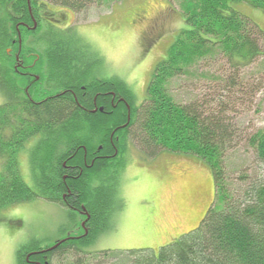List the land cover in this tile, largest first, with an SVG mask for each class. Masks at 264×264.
I'll return each instance as SVG.
<instances>
[{
	"label": "trees",
	"instance_id": "1",
	"mask_svg": "<svg viewBox=\"0 0 264 264\" xmlns=\"http://www.w3.org/2000/svg\"><path fill=\"white\" fill-rule=\"evenodd\" d=\"M29 1L36 17L35 6L59 4L80 13L93 2L117 0ZM238 3L264 12V0H184L185 27L154 66L138 104L131 87L116 75L92 82L93 66L102 69V58L75 29L45 20L41 35L31 39L34 30L20 24L31 25L27 0H0V92L5 97L0 104V209L43 198L68 207L71 222L77 214L85 220L84 228L80 221L76 228L79 237L51 250L37 243L20 245L16 264H52L54 254L64 251L74 255L72 264H264V170L245 188L244 197L228 188L222 164L231 136L228 125L220 113L176 102L168 90L172 79L194 78L198 64L217 55L235 68L264 57V31L237 10ZM42 21L37 19L35 30ZM16 25L26 54L38 41L44 44L42 55H27L23 61L31 68H21L37 80L18 74L19 83L6 68V62L15 63L7 49L17 51ZM235 85L231 80L229 86ZM29 140L34 141L25 149ZM130 140L148 156L169 150L204 160L212 171L214 199L197 226L157 250L90 251L94 239L112 227ZM249 144L264 165V128ZM24 149L35 174L33 185L19 169L18 154Z\"/></svg>",
	"mask_w": 264,
	"mask_h": 264
},
{
	"label": "rangeland",
	"instance_id": "2",
	"mask_svg": "<svg viewBox=\"0 0 264 264\" xmlns=\"http://www.w3.org/2000/svg\"><path fill=\"white\" fill-rule=\"evenodd\" d=\"M182 4L184 0L93 2L80 13L48 4V13L63 24L69 23L68 29H78L82 33L79 35L102 55L103 74L116 75L127 82L139 104L144 101L154 66L165 58L170 43L185 27ZM235 5L264 31V12L260 8ZM45 20L32 29L29 38L41 35ZM43 48L38 41L34 51L42 55ZM14 64L6 62V68L21 83ZM198 68L200 72L194 78L172 79L168 90L176 102H191L203 113L221 114L231 132L222 155L226 185L244 197L245 188L264 170L249 144V138L264 128V57L259 56L248 67L235 68L217 55L201 61ZM44 69L42 62L41 71ZM231 80L237 85L230 87ZM4 100L0 92V104ZM218 103L225 107L218 108ZM128 148L112 227L94 239L88 247L90 251L157 250L197 226L214 199L212 171L198 156L169 150L148 156L131 140ZM25 149L18 154L19 169L24 180L33 185L35 174ZM79 218L77 214L76 222ZM76 228L77 224L73 226L69 219V210L61 204L42 198L9 204L0 209V264H16V251L22 244L50 247ZM73 259L72 252H58L52 264H72Z\"/></svg>",
	"mask_w": 264,
	"mask_h": 264
},
{
	"label": "flooded vegetation",
	"instance_id": "3",
	"mask_svg": "<svg viewBox=\"0 0 264 264\" xmlns=\"http://www.w3.org/2000/svg\"><path fill=\"white\" fill-rule=\"evenodd\" d=\"M29 3H30V1H29ZM49 5H52V6H53V5L62 6V5H59V4H49ZM35 7H36V14H37L36 17H35L34 14H33V10H32L31 5H30V7H29V5H28V1H27V10H28V14H29V17H30V20H31V25H27V24H25L24 22H20V24H21L22 27L28 29L29 31H33V30H30L29 28L32 27L34 21H35L36 24H37V19H38L39 17H41V18L46 19L49 23H51V25H53V26H55V27H58V28H61V29H65V30L69 28V23H67V24H63L62 21H59V20L56 19L55 17H54V18H53V17H50L51 15L48 13V6H47L46 9H43V8H41L40 6H35ZM65 7H67V8H69V9L72 10V8H70V7H68V6H65ZM140 12H141V11H140ZM140 12H139V13H140ZM139 13H138V14H139ZM16 29H17V43H18L17 51H16V53L13 54V53L11 52V49L8 48V49H7V52H8V54L14 55V60H15V64H14V66H15V68L17 69V70L15 69V70L18 72V74H19L22 78H26V77L31 78V77L33 76V78L35 77V79L37 80L38 78H37V75H36V74H33L32 72H30L29 70H26V69L21 70V68H26V67H28V66H30L29 68H31V65H32V64H30V65H24V64H23V61L25 60V58L27 57V55L31 56V55H33V54L35 55L36 53L33 51V52H30L29 54H26L27 50L22 51L23 48H22L21 45H20V44H21V43H20L21 38L19 37V34H18V31L20 32V30H19V25H16ZM34 30H35V29H34ZM77 31L79 32L78 29H77ZM79 33H80V32H79ZM20 35H21V34H20ZM19 45H20L21 48H19ZM28 50H30V49H28ZM21 52H22V54H21ZM36 55H37V54H36ZM18 69H19V71H18ZM103 73H106V72L104 71V69H100V67H98L97 64L94 65V66H93V69H92V74H91V75L94 76L93 79H92V82L96 83V82L100 81L101 78H103L104 76H109V75H110V74L104 75ZM100 110H101V109H100ZM112 135H113V134H112ZM63 196H64V197L66 196L65 193L63 194ZM67 208H68V207H67ZM74 209L77 210V208H74ZM80 215H81V214H80ZM80 223H81V221H80ZM74 236H77V235H74ZM77 237H79V236H77ZM77 237H75V238H77Z\"/></svg>",
	"mask_w": 264,
	"mask_h": 264
},
{
	"label": "water",
	"instance_id": "4",
	"mask_svg": "<svg viewBox=\"0 0 264 264\" xmlns=\"http://www.w3.org/2000/svg\"><path fill=\"white\" fill-rule=\"evenodd\" d=\"M35 26V25H34ZM82 225H84V222H82ZM65 239L61 240V241H58L56 244H54L53 246H51L48 250H51L53 248H55L56 246H58L62 241H64ZM45 251V250H43ZM39 264V263H38Z\"/></svg>",
	"mask_w": 264,
	"mask_h": 264
},
{
	"label": "bare ground",
	"instance_id": "5",
	"mask_svg": "<svg viewBox=\"0 0 264 264\" xmlns=\"http://www.w3.org/2000/svg\"><path fill=\"white\" fill-rule=\"evenodd\" d=\"M73 111V110H72Z\"/></svg>",
	"mask_w": 264,
	"mask_h": 264
}]
</instances>
